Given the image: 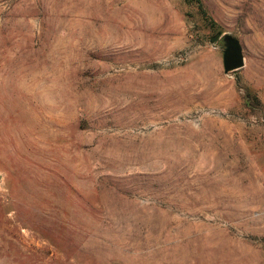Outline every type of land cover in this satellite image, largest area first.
I'll return each instance as SVG.
<instances>
[{"label":"rangeland","instance_id":"rangeland-1","mask_svg":"<svg viewBox=\"0 0 264 264\" xmlns=\"http://www.w3.org/2000/svg\"><path fill=\"white\" fill-rule=\"evenodd\" d=\"M0 264H264V0H0Z\"/></svg>","mask_w":264,"mask_h":264},{"label":"water","instance_id":"water-1","mask_svg":"<svg viewBox=\"0 0 264 264\" xmlns=\"http://www.w3.org/2000/svg\"><path fill=\"white\" fill-rule=\"evenodd\" d=\"M221 38L225 46L223 50L224 71L229 73L242 68L245 65V54L240 39L231 33L218 31L211 36L210 41L214 43Z\"/></svg>","mask_w":264,"mask_h":264},{"label":"trees","instance_id":"trees-1","mask_svg":"<svg viewBox=\"0 0 264 264\" xmlns=\"http://www.w3.org/2000/svg\"><path fill=\"white\" fill-rule=\"evenodd\" d=\"M247 103L249 104V101H248V99H247Z\"/></svg>","mask_w":264,"mask_h":264}]
</instances>
